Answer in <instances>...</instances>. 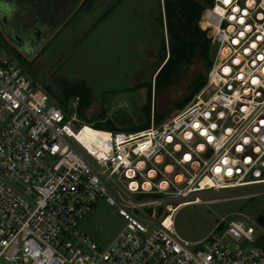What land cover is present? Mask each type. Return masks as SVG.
Masks as SVG:
<instances>
[{
	"label": "built area",
	"instance_id": "built-area-1",
	"mask_svg": "<svg viewBox=\"0 0 264 264\" xmlns=\"http://www.w3.org/2000/svg\"><path fill=\"white\" fill-rule=\"evenodd\" d=\"M201 27L215 53L195 101L108 139L82 137L80 98L59 105L0 48V263L264 264L259 218L198 242L175 231L204 193L264 195V0H215ZM100 199L125 222L104 248L80 228Z\"/></svg>",
	"mask_w": 264,
	"mask_h": 264
},
{
	"label": "rangeland",
	"instance_id": "rangeland-1",
	"mask_svg": "<svg viewBox=\"0 0 264 264\" xmlns=\"http://www.w3.org/2000/svg\"><path fill=\"white\" fill-rule=\"evenodd\" d=\"M59 8L56 30L48 42L22 53L29 63L21 66L44 90L45 84L55 87L56 79L85 82L91 90L86 112L91 123L82 119L83 123L104 126L111 122L115 131L127 132L145 123L149 109L151 126H158L195 101L197 97L179 108L197 75L205 74L203 63L184 67L177 84L168 86L157 80L171 48L165 0H62ZM0 48L18 61L15 49L9 48L1 35ZM241 195V191L204 193L201 203L177 210L176 233L184 240L198 242L207 239L222 218L242 219L251 225L250 220L264 217V195L236 199ZM169 203L176 207L181 202L166 201ZM239 213L249 219L237 217ZM124 223L116 209L100 199L80 228L104 248Z\"/></svg>",
	"mask_w": 264,
	"mask_h": 264
},
{
	"label": "trees",
	"instance_id": "trees-1",
	"mask_svg": "<svg viewBox=\"0 0 264 264\" xmlns=\"http://www.w3.org/2000/svg\"><path fill=\"white\" fill-rule=\"evenodd\" d=\"M214 2L215 0H165L171 48L168 54L169 59L159 72L158 82L162 80L168 86L177 84L180 80V71L184 67H191L198 61L203 63L205 69V74L197 75L187 97L179 102V108L181 109L186 107L208 84V73L213 65L215 50L207 31L202 29L201 23L212 9ZM13 53L23 65L29 63L28 59L20 52L14 50ZM54 86L45 84V91L61 106L70 104L76 98H80L79 116L86 119V112L91 105V90L86 83L56 79ZM146 117L144 124L129 128L127 132H140L150 128L151 116L149 109H147ZM93 128L106 132H124L115 131L114 124L111 122L104 126L94 124Z\"/></svg>",
	"mask_w": 264,
	"mask_h": 264
},
{
	"label": "flooded vegetation",
	"instance_id": "flooded-vegetation-1",
	"mask_svg": "<svg viewBox=\"0 0 264 264\" xmlns=\"http://www.w3.org/2000/svg\"><path fill=\"white\" fill-rule=\"evenodd\" d=\"M61 1L0 0V35L9 48L22 54L48 42L59 25Z\"/></svg>",
	"mask_w": 264,
	"mask_h": 264
},
{
	"label": "bare ground",
	"instance_id": "bare-ground-1",
	"mask_svg": "<svg viewBox=\"0 0 264 264\" xmlns=\"http://www.w3.org/2000/svg\"><path fill=\"white\" fill-rule=\"evenodd\" d=\"M87 138L88 140H93L98 138L99 136L104 137L108 139L110 137L109 132L106 131H101V130H96L90 126H86V129L83 131L82 137ZM186 204H191V203H186ZM186 204H182V206H185ZM179 210V209H177ZM175 211V213L177 212Z\"/></svg>",
	"mask_w": 264,
	"mask_h": 264
},
{
	"label": "water",
	"instance_id": "water-1",
	"mask_svg": "<svg viewBox=\"0 0 264 264\" xmlns=\"http://www.w3.org/2000/svg\"><path fill=\"white\" fill-rule=\"evenodd\" d=\"M259 221L264 225V217L263 216L259 217Z\"/></svg>",
	"mask_w": 264,
	"mask_h": 264
},
{
	"label": "snow or ice",
	"instance_id": "snow-or-ice-1",
	"mask_svg": "<svg viewBox=\"0 0 264 264\" xmlns=\"http://www.w3.org/2000/svg\"><path fill=\"white\" fill-rule=\"evenodd\" d=\"M225 3H229L230 0H224ZM229 175H231V173H229Z\"/></svg>",
	"mask_w": 264,
	"mask_h": 264
}]
</instances>
